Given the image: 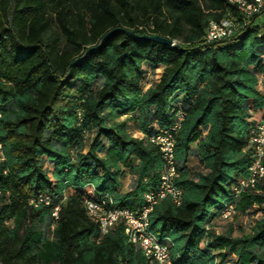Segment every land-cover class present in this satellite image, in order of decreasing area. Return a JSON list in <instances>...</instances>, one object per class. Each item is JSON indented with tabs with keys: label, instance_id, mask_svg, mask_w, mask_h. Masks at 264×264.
Returning <instances> with one entry per match:
<instances>
[{
	"label": "trees",
	"instance_id": "obj_1",
	"mask_svg": "<svg viewBox=\"0 0 264 264\" xmlns=\"http://www.w3.org/2000/svg\"><path fill=\"white\" fill-rule=\"evenodd\" d=\"M227 14L238 17L227 0H0V264H150L121 224L101 235L85 200L140 206L164 166L149 137L178 111L181 201L156 204L150 231L176 264H264V177L232 190L248 175L250 133L264 118V18L203 41L209 20ZM117 26L177 46L117 31L68 70ZM144 66L162 67L147 87ZM129 113L144 137L115 120ZM194 141L204 172L186 166ZM126 174L134 185L121 192ZM228 203L261 212L250 233L210 230Z\"/></svg>",
	"mask_w": 264,
	"mask_h": 264
},
{
	"label": "built area",
	"instance_id": "obj_2",
	"mask_svg": "<svg viewBox=\"0 0 264 264\" xmlns=\"http://www.w3.org/2000/svg\"><path fill=\"white\" fill-rule=\"evenodd\" d=\"M231 6L235 7L238 17H236V15L227 14L217 20L210 19L203 35V41L210 43L220 38H228L240 32V30L255 19V17L264 18V0H239V5L231 4ZM181 112L182 111L177 112V119L174 120L173 126L178 122ZM169 137L170 131H165L163 128L158 129V131L149 137L150 142L158 147L160 153H166L168 164L166 168H162L161 189H148L146 191L148 196L146 207L152 206L154 200L160 193H169L171 200H176L177 193L180 190L174 183L177 171H172L170 168L171 150L169 149ZM248 147L250 149V156H253V165H250L249 173L247 177L243 178L239 188L244 187L248 181H255L256 186L261 180V175L264 174V118L259 119L257 126L251 130ZM39 202H49V197L39 198ZM234 207L232 203V208L229 210H232ZM142 210L143 208H136V211H139V218H130L129 212L121 210L114 211L113 214H105L103 208L95 207L90 204V211L99 212L102 217V227L99 228L101 235H105L106 224H104V217L106 215H113L114 226L121 224L123 230L136 231L135 248L142 253L150 264H154V261H161V264H168V261H166L164 244L153 243L150 238V231L149 234H141L140 232V213ZM229 210L222 211V214ZM56 211L57 205H55L54 216Z\"/></svg>",
	"mask_w": 264,
	"mask_h": 264
},
{
	"label": "bare ground",
	"instance_id": "obj_3",
	"mask_svg": "<svg viewBox=\"0 0 264 264\" xmlns=\"http://www.w3.org/2000/svg\"><path fill=\"white\" fill-rule=\"evenodd\" d=\"M227 2L231 3L233 5H239V0H227ZM182 118H183V111L180 114L178 122L174 126L172 123L168 128H163V130H165V131H170L169 149L171 150L170 168L172 171H177L176 161H175V152H174V145H175L174 144V134L179 129ZM175 119H177V113L175 115ZM249 140H250V137H249ZM161 155H162V159L164 162L163 168H166L167 164H168V157H166V153H161ZM250 165H253V156H250L248 173L250 170ZM263 177H264V174L261 175V179ZM242 180H243V178L239 179L235 184H233L232 190L235 194H237V192L240 193L244 189H252L253 190L255 188V181H248V182H246L244 187L239 188V185L241 184ZM161 185H162V173L160 175L159 184H158L157 188L150 189V190H160ZM238 189H239V191H238ZM181 194H182V192L180 189L177 193L176 200H171L169 193H160V195L157 196V198L154 200V204L150 207H146V203H148V196H147V193L145 192V194L143 196V202L141 203L140 206H137L134 209H131V208H128L125 206H116V205L112 204L111 200H109V199L108 200H102L101 199L100 201H93V200H89V199H87V200L93 206L103 208L105 214H113L114 211H121L122 210L125 212H129L130 218H139V211H136V208H143L142 212L140 213V232H141V234H149V231H150V229H149V215H150L151 211L153 210V208L155 207V205L158 204L164 198H169L173 203L178 205V204H180V201H181ZM87 200H85L86 213H87L88 217H90L92 220H94L97 223L98 228H101L102 227V217L99 214V212L90 211V204ZM53 208L54 209L52 211V216H54L55 207H53ZM230 208H232V203H228V204L224 205L222 207V209L220 210V213H218L219 214L218 217L227 218V217H230V216L236 214L235 207L232 210H229ZM58 209H59V206L57 205V211L55 212V216H54L55 218L58 217L57 216ZM224 210H229V211L222 214V211H224ZM104 224H106L105 234L108 233L112 228H115V226L113 225V215H106L104 217ZM123 232H124L127 240L135 247L136 231L123 230ZM150 238H151L153 243L162 244L159 242L158 238L154 235V233L152 231H150ZM164 247H165L166 261H168V264H176V263H174L172 256H170L168 247L166 245H164ZM154 264H161V261H154Z\"/></svg>",
	"mask_w": 264,
	"mask_h": 264
},
{
	"label": "rangeland",
	"instance_id": "obj_4",
	"mask_svg": "<svg viewBox=\"0 0 264 264\" xmlns=\"http://www.w3.org/2000/svg\"><path fill=\"white\" fill-rule=\"evenodd\" d=\"M144 71L145 72H144L143 80L145 83V87H147L150 84H152L155 80H157V78L160 75V72L162 71V67L152 68L150 66H144ZM262 87L264 88V82L263 81H262ZM135 128H136V122L131 120L129 130L131 132H133L134 134H136L134 131ZM137 135H139V134L137 133ZM91 138H92V134H89L85 138V141H84L85 145H87V146L89 145ZM46 166L48 168L51 167L48 164H46ZM132 181H133L132 178L128 179V177H127V179L125 180V183H124V188L125 189L130 188L133 185ZM260 215H261V212L256 210V208H253L252 211H250L244 215L243 214H234V215L227 217V218L216 217L209 224V227H210V230L213 231L215 234H225L226 232H228L231 229V233H230L229 237L230 236L231 237H238L240 235L250 233L251 229H252V225L254 223V220L257 217H259ZM34 227L37 229L40 226L34 225ZM112 229H114V228H112ZM48 236H49V238H51L50 233L48 234ZM201 246L205 251L207 250L204 242L201 243ZM210 252H213V254L216 256V259H219V257H220L219 255H221L220 254L221 253L220 248L218 249L216 247L214 250H210Z\"/></svg>",
	"mask_w": 264,
	"mask_h": 264
},
{
	"label": "crops",
	"instance_id": "obj_5",
	"mask_svg": "<svg viewBox=\"0 0 264 264\" xmlns=\"http://www.w3.org/2000/svg\"><path fill=\"white\" fill-rule=\"evenodd\" d=\"M161 73V72H160ZM158 79V78H157ZM260 80H259V84H258V89L260 90V91H262V89H263V87H262V81L264 82V79H263V77L262 76H260V78H259ZM181 97V95L179 96V98ZM254 115V117H256L257 115H258V113H254L253 114ZM133 116V113H129V114H125V115H122V116H120V117H118V118H116L115 120L116 121H125L126 122V124H127V129H128V131L133 135V136H136V137H144L145 135L141 132V130H140V128H139V125L136 123V128H135V133L136 134H134L133 132H131L130 130H129V126H130V121L132 120V121H135L133 118H131ZM137 122V121H136ZM137 133L139 134V135H137ZM205 134V131H203V133H202V135H204ZM191 151H190V156H189V158H188V161L186 162V166L187 167H189V169L192 171V172H195V171H201V172H204L205 171V169H204V167H203V165L199 162V159H198V157H197V155H196V150H195V148H196V141H194L191 145ZM48 163V162H47ZM49 166H51L50 164H49ZM51 168V167H50ZM127 177H128V179L129 178H132V182H133V185H134V177L132 176V175H130V174H126L125 176H124V178L122 179V181H121V186H120V191L121 192H126V191H128V190H130L132 187H133V185L130 187V188H128V189H125L124 188V183H125V180L127 179Z\"/></svg>",
	"mask_w": 264,
	"mask_h": 264
},
{
	"label": "water",
	"instance_id": "obj_6",
	"mask_svg": "<svg viewBox=\"0 0 264 264\" xmlns=\"http://www.w3.org/2000/svg\"><path fill=\"white\" fill-rule=\"evenodd\" d=\"M117 31H122L126 34H129V35H133L134 37L136 38H139V39H148V40H152V41H155V42H158V43H162V44H166V45H171V46H174L176 47L177 44L174 42V40L168 38V37H165V36H161L159 34H147V33H143V34H137L135 33L133 30L131 29H127L125 27H120V26H117V27H113L109 30H107L99 39V41L94 44V45H91L89 47H87L83 53L77 57H75L74 59H72L70 62H69V65H68V70L70 68V66L72 64H74L75 62H78L79 60H81L86 53L96 49L97 47H99L101 45V43L104 41V39H106L110 34H112L113 32H117Z\"/></svg>",
	"mask_w": 264,
	"mask_h": 264
}]
</instances>
